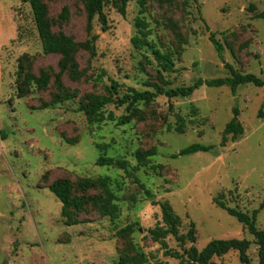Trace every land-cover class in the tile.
<instances>
[{"label":"rangeland","instance_id":"rangeland-1","mask_svg":"<svg viewBox=\"0 0 264 264\" xmlns=\"http://www.w3.org/2000/svg\"><path fill=\"white\" fill-rule=\"evenodd\" d=\"M43 2L52 32L75 42L97 35L95 54L78 50V76L69 71L58 76L60 55L43 52L30 5L0 0V264H114L134 249L147 255L148 264H180L146 235L148 228L162 224L160 207L123 169L97 165L100 155L125 159L128 171L155 200L168 201L181 219L179 234L193 222L198 249L212 239L245 238L251 242L250 264H259L253 235L213 198L220 196L250 216L256 210V227L264 229V86L243 83L231 92L227 85H202L186 97L159 95L137 104V114L124 124L117 118L128 114L126 104L105 105L104 114L115 119L100 123H89L80 106L92 95L115 99L129 87L175 88L197 78H225L230 75L226 63L264 80V18L256 17L264 11V0H146L144 7L130 0L125 16L110 1L103 8L105 31L97 17L88 30L81 0ZM64 8L65 20L60 17ZM137 18L145 21L148 39L173 59L174 70L161 73L167 85L153 56L131 41L139 34ZM209 32L223 46L221 57ZM42 73L50 77L45 87L34 79L25 82L26 75L39 78ZM112 80L116 91L109 88ZM233 107L239 109L244 132L236 140L228 136L222 147ZM193 143L214 148L171 157ZM150 148L155 154L140 165L134 153ZM100 176L110 178L119 216L112 220L91 201L64 216L49 184L67 178L74 183L73 197H92L100 195L99 188L82 190L76 182ZM130 223L134 231L118 236L117 230ZM167 242L178 252L190 246L172 236ZM213 261L241 264L235 250Z\"/></svg>","mask_w":264,"mask_h":264},{"label":"trees","instance_id":"trees-1","mask_svg":"<svg viewBox=\"0 0 264 264\" xmlns=\"http://www.w3.org/2000/svg\"><path fill=\"white\" fill-rule=\"evenodd\" d=\"M30 5L33 14V20L36 26L38 37L41 42L42 50L45 54L56 53L60 55L58 62L60 76L62 73L69 71L73 77L78 76V64L75 61V54L78 50H86L91 56L95 54L94 41L97 35L91 36L90 39L84 42H75L72 38L66 36L62 32H52L49 23L46 20V7L43 0H22ZM86 12V20L88 24V30H91V22L97 17L100 22L101 29L103 31L108 29L107 17L104 13L103 8L110 1H114L117 5L118 12L125 16V7L130 0H81ZM141 7H144L146 0H137ZM253 6H251L252 8ZM60 17L65 20L68 17V10L64 8L60 14ZM256 17L264 18V11L256 14ZM135 26L138 28L139 34H135L131 41L136 48L149 52L154 60L156 61L157 70L159 76L162 79V72H170L174 70V62L171 56L160 50L156 44L148 39L147 33L143 29L146 28V23L143 19L137 18ZM206 29L209 31L208 26ZM209 40L213 44V47L218 56H222L223 46L215 38L214 32H209ZM225 67L229 71V76L225 78H214V79H202L197 78L192 84L185 86H178L175 88H165L164 86H158L155 84H149L152 87L150 89L137 90L133 87H129L127 92L122 96L115 99L112 95H92L88 98L87 102H84L80 106L82 111L89 123H100L104 119L113 120L115 117L112 113L107 116L104 114L103 108L109 103H116V105H125V110L128 114H122L117 118L119 124L127 123L132 117L137 114L136 105L140 102L150 103L157 96L164 95L168 98L177 96H189L197 88L202 85L209 87H218L222 85L229 86L231 92H235L238 85L243 83H250L256 86H264V80L253 73H241L237 71L231 64L226 63ZM22 72V66L20 73ZM31 79H34L39 88H43L47 85L50 77L46 73H42L39 78H35L32 75L25 76V82L28 83ZM162 83L167 85L168 80H163ZM117 83L112 80L110 89L116 91ZM22 91V88H20ZM61 100L60 97H56V101ZM232 117L226 123L219 145L225 146L228 136L232 140L239 138L244 128L239 121V109L233 107ZM179 132H183L182 128L178 129ZM214 148L213 145H202L199 143H193L189 146L182 148L178 153L172 154V158L178 155H184L194 153L198 151H209ZM155 154L154 148H150L146 151L137 150L134 153L135 160L140 165H145L149 162L150 157ZM96 164L99 166H112L115 168L123 169L128 175L133 177V181L140 187L142 192L145 194L147 199L150 200L152 205H158L161 209V221L162 224H156L154 227L146 230V235L153 241H156L160 248L163 250L165 256L177 259L180 264H215L213 261L214 257H220L227 254L231 250L238 252L239 260L241 264H250V258L247 254V250L251 245L250 240L245 238H227V239H212L205 247L198 249L195 242V229L193 222L190 223V228L186 234H179V227L181 225L180 217L173 211L168 201H157L154 198V194L150 189L146 188L139 179L131 172L128 171V163L125 159L115 158L110 156L100 155L96 159ZM161 168V166H155ZM76 185L82 190H87L93 187L100 189V195L85 197V196H72L71 192L74 183L67 178H60L49 184L50 191L60 200L62 204V214L68 216L71 208L81 209L85 204L91 201L95 206L98 207L99 212L103 215H108L112 220L116 219L120 213V207L116 202L117 196L111 186L110 178L108 176H100L97 178H80L77 180ZM213 202L224 209L229 215L237 218L238 221L243 223L248 231L253 235L254 243L258 246V258L259 264H264V229H259L255 224V216L257 211L255 210L253 216L248 213L240 211L234 207L228 206L220 196H215ZM67 220L68 225L75 224ZM134 223L127 224L126 226L117 230L118 236H127L134 231ZM172 236L180 244L186 241L190 242V246L183 249L182 252L172 249L167 242V237ZM134 247V246H133ZM114 264H148V257L143 252L134 249L132 255H121L119 260L115 261ZM156 264H165L158 262Z\"/></svg>","mask_w":264,"mask_h":264}]
</instances>
